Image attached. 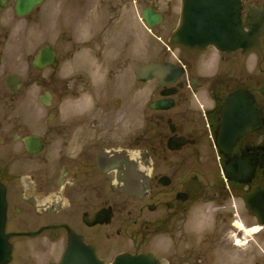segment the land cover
I'll return each instance as SVG.
<instances>
[{
  "label": "flooded vegetation",
  "instance_id": "flooded-vegetation-1",
  "mask_svg": "<svg viewBox=\"0 0 264 264\" xmlns=\"http://www.w3.org/2000/svg\"><path fill=\"white\" fill-rule=\"evenodd\" d=\"M93 2L67 0L68 34L55 39L69 43L63 53L51 40L38 39L27 70L24 57L16 63L0 57L5 232L23 234L9 240V264L16 258L18 264H37L30 249L50 251L46 264H58L70 235L102 264H113L120 254L151 255L158 264H215L225 247L245 251L251 264H264V227L245 200L253 189L264 188V0H235L219 9L214 45L160 55L157 61L176 64L180 72L165 83L138 81L136 59L124 52L110 59L106 35L117 17L122 23L136 20L149 8L162 15L160 26L178 21L180 0H100L107 25L77 46L73 24ZM43 5L32 12L34 24L41 22ZM9 8L14 15L13 0L0 13ZM143 33L151 51L152 34ZM44 47L54 54L53 62L34 66ZM75 55L81 62L74 70ZM62 60L68 68L59 74ZM93 62L108 67V83L96 101L105 121L125 107L114 87L125 76L150 91L143 124L123 136L93 139L74 158L66 151L56 158V142H66L83 123L62 121L61 105L68 101L72 110L82 91H93L88 71ZM248 99L252 106L243 105ZM232 164L253 167L252 178H232L226 172ZM255 225L259 229L250 235ZM169 238L172 249L161 251Z\"/></svg>",
  "mask_w": 264,
  "mask_h": 264
},
{
  "label": "clouds",
  "instance_id": "clouds-1",
  "mask_svg": "<svg viewBox=\"0 0 264 264\" xmlns=\"http://www.w3.org/2000/svg\"><path fill=\"white\" fill-rule=\"evenodd\" d=\"M6 4L7 0H0V7ZM123 15L122 12L121 16ZM65 18V0H48L44 8L42 24H29L27 21H19L11 14L10 8L5 10L0 13V57L13 63L21 61L38 39L55 31ZM108 18L109 16L100 0H94L85 16L75 26L76 39L81 42L93 39ZM106 43L111 45L109 49L110 59L113 60L121 52H124L130 59H138L148 55L150 50L149 39L124 26L121 17L116 18L113 29L106 35ZM85 51L90 52L91 50L85 49ZM88 71L93 91H82L81 96L72 101V110L68 109V101L61 105L60 118L62 121L80 119L83 120V123L77 125L66 142L63 138L56 142L52 149L56 158H59L62 151H66L69 156L74 158L93 139L103 136H123L143 124V107L147 103L149 90L137 87L133 81L125 76L118 77L114 87L125 107L115 114L111 122H106L96 107V101L100 91L108 83V67L105 65L101 68L93 62ZM62 76L67 78L66 74L62 73ZM194 231L202 232L200 229ZM153 244L156 245L155 240ZM173 244L174 241L169 238L168 246L160 250L170 251ZM30 255L37 261V264H46L47 258L52 253L46 251L37 254L30 249ZM251 259L252 257L243 250L225 247L216 254L215 264H251Z\"/></svg>",
  "mask_w": 264,
  "mask_h": 264
},
{
  "label": "water",
  "instance_id": "water-1",
  "mask_svg": "<svg viewBox=\"0 0 264 264\" xmlns=\"http://www.w3.org/2000/svg\"><path fill=\"white\" fill-rule=\"evenodd\" d=\"M42 0H16L15 13L18 16L28 14L32 8L40 3ZM183 19L181 26L172 34L170 44L174 46L196 47L198 45V35L195 34V24L197 21L196 13L194 11L193 3H201L204 8L209 7L210 0H183ZM148 27L154 26L160 22V16L154 15L152 12H147L143 16ZM205 19L208 16L203 17ZM205 40V39H204ZM201 42V40H200ZM203 42V41H202ZM207 43H203L205 45ZM38 63H51L52 55H49L47 50H42ZM137 79H146L156 77L159 79L173 80L177 76L175 68L166 66L165 64L150 63L140 67L136 73ZM264 94V86L261 90ZM251 104L252 101H245ZM228 172L232 174L233 178H251L253 175V167L244 165H231L227 168ZM246 201L250 212L264 223V188H258L250 192L246 196ZM5 221H6V201H5V188L0 184V264H7L10 262L11 245L8 240L12 234H5ZM60 264H101L95 258L90 249L82 248L76 243H71ZM114 264H158L151 257L145 255L132 256L128 254L120 255L115 259Z\"/></svg>",
  "mask_w": 264,
  "mask_h": 264
},
{
  "label": "rangeland",
  "instance_id": "rangeland-1",
  "mask_svg": "<svg viewBox=\"0 0 264 264\" xmlns=\"http://www.w3.org/2000/svg\"><path fill=\"white\" fill-rule=\"evenodd\" d=\"M66 2H67V0H65V5H66ZM48 3V0H46V2L44 3V5L42 6V8H41V14H42V18H41V22H40V24H42L43 23V21H44V8H45V5ZM11 14H12V12H11ZM13 15V14H12ZM34 15H31L28 19H25V20H19V21H27L29 24H34ZM18 20V19H17ZM127 21H132V20H127ZM134 21V20H133ZM138 21V20H137ZM106 22H107V20H106ZM126 22V21H125ZM67 23H69V21L68 20H62L61 21V23L58 25V27L56 28V30L55 31H53V32H49V33H47L44 37H42V38H40V43H44V41H47V40H51V44H53V45H55V47H58V51L60 52V53H63L64 52V47H66V46H68L69 45V43H67V42H65V43H62V44H58L56 41H55V39L58 37V36H60L61 34H68V31H67V29H65L64 28V26L67 24ZM75 24H77V22H74ZM172 23H173V21L172 20H169V22H168V24H166V28L163 26V27H159V28H156V29H154L153 30V33H154V35H158V36H160L161 38H162V40H166V38H167V34H169V31H168V29L170 28V27H172ZM104 25H107L106 23H104ZM123 25L124 26H126L127 28H130L131 30H134V31H136V32H138V33H140L141 35H142V31H141V26L139 25V23L136 25L135 24V22H126V23H123ZM113 27H114V25H112L111 27H110V31L113 29ZM72 30H75V27L73 28L72 27ZM72 37H73V42L74 43H76V45L77 46H80L81 44H80V42L81 41H78L77 39H76V32L75 31H73V33H72ZM36 46V43H35V45L33 46V47H35ZM33 47L30 49V51H28V53L24 56V59H25V69L27 70V68L29 67V63H30V61H31V58H32V50H33ZM160 50H161V47H159V45L155 42V41H153V44H152V50L151 51H149V54L148 55H146V56H143V57H141V58H138V59H136V62H137V64H139L142 60H146V59H148V60H157L158 59V57L161 55L160 54ZM80 57H81V55H75V61H73V62H71L72 64V66H73V68H74V70L75 69H78L79 68V66H80V62H81V60H80ZM146 57V58H145ZM68 68V63H66V61H64V60H62V62L60 63V65H59V74H61V72H62V69L63 70H65V72H66V69ZM32 103V101H30L29 102V104H31ZM248 221L249 222H251V223H253L254 221L251 219V218H248ZM37 254H40V253H37ZM48 259V258H47ZM13 264H18V260H17V258L15 259V262L13 263Z\"/></svg>",
  "mask_w": 264,
  "mask_h": 264
},
{
  "label": "bare ground",
  "instance_id": "bare-ground-1",
  "mask_svg": "<svg viewBox=\"0 0 264 264\" xmlns=\"http://www.w3.org/2000/svg\"><path fill=\"white\" fill-rule=\"evenodd\" d=\"M258 229H259V227H256V228H254V229H252V230H249V231H247L249 234H251V233H255V232H257L258 231Z\"/></svg>",
  "mask_w": 264,
  "mask_h": 264
}]
</instances>
